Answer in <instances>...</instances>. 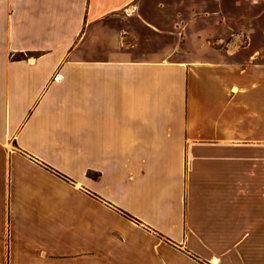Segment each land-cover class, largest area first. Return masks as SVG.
Returning <instances> with one entry per match:
<instances>
[{
    "label": "crops",
    "instance_id": "0c3cea01",
    "mask_svg": "<svg viewBox=\"0 0 264 264\" xmlns=\"http://www.w3.org/2000/svg\"><path fill=\"white\" fill-rule=\"evenodd\" d=\"M0 264H264V0H0Z\"/></svg>",
    "mask_w": 264,
    "mask_h": 264
}]
</instances>
